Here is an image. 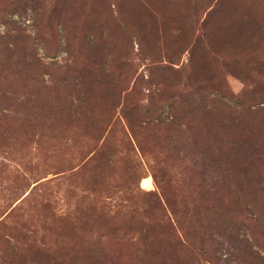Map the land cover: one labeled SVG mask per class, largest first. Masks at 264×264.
Listing matches in <instances>:
<instances>
[{
  "label": "rangeland",
  "instance_id": "1",
  "mask_svg": "<svg viewBox=\"0 0 264 264\" xmlns=\"http://www.w3.org/2000/svg\"><path fill=\"white\" fill-rule=\"evenodd\" d=\"M258 188L264 0H0V264H264Z\"/></svg>",
  "mask_w": 264,
  "mask_h": 264
},
{
  "label": "trees",
  "instance_id": "2",
  "mask_svg": "<svg viewBox=\"0 0 264 264\" xmlns=\"http://www.w3.org/2000/svg\"><path fill=\"white\" fill-rule=\"evenodd\" d=\"M143 182H144V178H143V179L141 180V182H140V187H141L142 189H145V190H151V189L144 188V187H143ZM200 186H201V189H202L204 186H206V185L203 183V178H202V177H201V184H200ZM259 192H262V193L264 194V188H262V189H260V188L256 189V193H259ZM162 223H163L165 226L169 227V228L172 227V223H171L170 219H169L167 222H166V221H162Z\"/></svg>",
  "mask_w": 264,
  "mask_h": 264
}]
</instances>
